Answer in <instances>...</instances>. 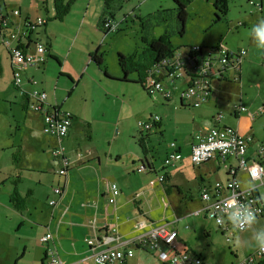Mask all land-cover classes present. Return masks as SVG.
<instances>
[{
	"label": "rangeland",
	"instance_id": "obj_1",
	"mask_svg": "<svg viewBox=\"0 0 264 264\" xmlns=\"http://www.w3.org/2000/svg\"><path fill=\"white\" fill-rule=\"evenodd\" d=\"M213 2L214 0H190L186 5L187 17L182 35L178 33L176 6L173 0H129L123 1L121 8L113 3L111 11L116 15L115 23L118 24V30L110 31L105 35L101 25L97 27L101 40L110 35L105 44L97 50L102 57L100 70L90 61L91 66L88 69L85 66V58L89 60L87 48L91 47V42L95 43L91 52L94 53L101 42L95 38L96 34L85 32V29L80 32L73 48L76 61L72 62L68 59L63 67L67 52L71 50L73 38L79 31L73 24L78 16L74 14L73 18L71 16L61 21L53 19L51 0H48V13L43 12V15L46 17L48 15L50 18L47 24L56 25V28L47 31V35L43 33V29L33 35V39H37L45 47V62L36 66L38 73L33 76L34 81L38 87L40 85L48 87L49 94H56L61 104L60 110L68 112L71 119L83 122L79 131L73 133V139H70L69 144L64 143V147L67 148L66 153L70 145L83 154H91L94 157L93 167L85 177L92 180L96 178L98 189L105 195L108 192V197L110 184H115L119 190L116 204L123 200L120 189L134 195L135 198L141 197L144 210L148 212L151 209V219L160 223L171 221L178 213L177 206L172 198L161 197L163 191L160 186L154 189L148 187L146 181L154 180L153 174L138 173L136 170L141 165V161L145 163L149 161L159 167L165 147H169L171 142H176L173 134L178 133L184 137L189 133V114L187 111L176 113L172 108L166 113V110H162L160 102L155 101L159 99L158 95L149 96L138 83L106 79L103 70L105 66L110 71L112 67H117L119 70L115 49H119L124 55L140 52L146 47L144 42L147 43L164 34L168 35L172 47L180 51L196 44L207 47L222 45L231 51L243 48L247 50V58L241 63L242 71L239 72L241 84L223 83L224 99L228 101L229 107L238 103L239 98H243V106L247 107L250 104L257 109L259 107L264 109V106H261L264 105L262 59L264 50L257 48L249 36L251 25L259 17H264V0H227V12L217 21ZM123 15L126 21L123 20ZM1 54L5 64L2 48H0ZM78 68L83 70L84 79L76 86L75 80L64 73L72 74V69L77 72ZM128 77L130 80H135L136 74L131 73ZM10 82V74L4 68V72L0 74V201L5 199L9 184L13 185L10 180H15L19 176L20 189L33 190L31 202L43 206L46 202V190L54 186L55 180L50 178L51 171L58 165L51 153L53 148L51 145H54V142H51L52 137L43 133L38 113L23 108L21 98L9 84ZM172 99L174 102L175 99L173 97ZM168 103L164 104L168 105ZM150 114L161 116L163 123L166 124L165 134L161 135L155 129L147 132L138 127V123L146 122ZM263 114L264 112L254 120L253 135L264 143ZM139 139L145 142L147 152H142ZM73 156L74 154L71 158L75 160ZM3 180L5 181L2 182ZM137 188L139 190L144 188V193L135 191ZM126 196L128 194L124 197ZM103 200L101 205L106 207V200ZM68 207L69 205L66 204L63 209L68 210ZM186 207L192 211L198 207V201L195 199ZM182 210L183 208L180 207L179 211ZM4 214L5 211L0 205V217ZM106 216V214H94V218L104 219ZM188 218L185 223H188L190 229L199 227L191 215ZM32 221L38 223L36 218ZM24 225V228H33V225L27 222ZM25 234L15 230L12 232V229L7 231V235L12 237L13 241L19 240V237H24ZM210 234L211 237L207 241L211 243L210 249L213 250L212 259L215 260V264L235 263L243 256L242 250H239L234 240L225 243L217 230H212ZM27 238L38 243L37 237L27 235ZM224 257L225 261L220 260Z\"/></svg>",
	"mask_w": 264,
	"mask_h": 264
},
{
	"label": "crops",
	"instance_id": "obj_2",
	"mask_svg": "<svg viewBox=\"0 0 264 264\" xmlns=\"http://www.w3.org/2000/svg\"><path fill=\"white\" fill-rule=\"evenodd\" d=\"M51 1L52 10L54 12V0ZM104 2L105 0H76L68 13L70 16L66 15V17L62 19L65 20L67 17L71 16L73 18L74 14H76L78 17L75 22L73 21V24H75L79 30L77 36L73 38L71 50L67 52L63 67L68 59L72 62L76 61L75 55H73V48L78 40L80 32L84 29L85 32L96 34L95 38L99 39V41L101 40L97 27L98 25H101V20L106 18V16L103 17ZM122 4L123 3H114L118 8H121ZM11 10H19V17L12 16L10 14ZM48 11V0H2L0 3V15L8 16L9 20L15 27L21 26L25 20H31L36 16L45 17L48 20L50 17L48 15L47 17L43 15V12L47 14ZM124 17L125 15H123V20L126 21V18ZM110 20L115 28L114 30L106 29V31H104L105 35L110 31L118 30V24L115 23L117 21L116 15L114 13L113 18ZM54 28H56V25L51 26L46 24L43 28V33L46 34L47 31H51ZM101 29L104 30L102 27ZM109 38L110 35L103 38L94 53L91 52L95 43L91 42V47L87 48L89 60L85 58V66L87 69L91 66L89 61L92 62L90 56L95 53L99 54L97 52L98 48H101ZM0 48L3 49V57L5 61L4 64L1 54V73L4 72V68H6V71L10 74L11 82L9 84H11L14 91L21 98L23 108L26 109V101L22 90L30 91L36 89L45 92V107L60 110L61 104L58 102L56 94H49L48 87H44V85L38 87L37 84L35 86H30L27 83L29 78H33V76L37 75V65L45 62V54L39 57V61L36 65L22 70L21 89H16L12 84V71L15 66L10 59L6 47L0 44ZM28 51H31V49ZM115 52L116 54H118V52L123 54L119 49H115ZM246 58L247 52L245 59ZM104 70L110 77L120 78V72L117 67H112L110 71L108 67L105 66ZM241 71L242 67L240 66V73ZM82 73L83 70L78 68L77 72L75 69H72V74H64L75 80L74 84L77 86L84 79ZM241 80V76L239 77L237 71L233 70L226 71L222 78H213L209 85L211 92L210 98L197 108H192L184 102L183 105L181 104L180 96L184 88L188 85L187 80H178L173 84L167 82L166 86L171 91V98L169 100H164L158 96L159 99L155 100L160 102L162 110H166V113L172 108L176 113L187 111L189 114V133L184 137L180 136L178 133H174L173 138L176 142H171L174 144L175 148L182 153V159L173 167H164V157L168 151H170L169 147L166 146L159 167L152 162L146 161V173L153 174L155 176L154 180H156L159 175L165 176V181L163 183L155 182L154 185L151 186L149 185V182L154 180L149 179L146 181V184L150 189L160 186L163 191L161 197L165 199H173L174 204L177 206L178 213L173 216L171 221H163L160 223L158 220L155 221L151 219L150 216L152 211L151 209H149L148 212L144 210L141 197L135 198L134 195L126 193L127 191H124L123 189H120L123 194V200L120 203L115 204V206H107V204L106 207L103 206V204L101 205V202L104 201L103 199H105L107 203L108 192L107 195H105L103 191L98 189L97 182L95 181L96 178H93L92 180L85 177V174L90 172L91 167H93L92 163L94 162L92 160H94V157H92L91 154H83L69 145L67 153L70 155L66 153L68 157L70 156L69 159L71 158V155L77 152L81 153L82 157L77 160L70 159L71 165L68 168L66 175L60 176L55 172L57 165L55 170L53 169L51 171L52 177L50 176V178L51 180H55L53 181L54 186L46 190V202L43 206H38L31 202V196L34 194L32 193L33 190L26 189V191H22L20 186L17 185V193L20 197L24 198L25 201L24 211H17L13 207L11 199L14 186L9 184L5 199L0 201V205L5 211V214L0 217V264H4L5 262L8 264H46L47 251L52 248H55L62 264H94L93 256L97 252L109 248H116L124 251L127 249L132 250V257L127 259L123 264H159L158 260L151 254V252H149V249L141 244L139 236L149 228L161 226L165 223L172 224L173 227H175L178 233L179 243L185 245L191 253L200 256L203 259L204 264H215V260L212 259L214 257L213 250L210 249L211 243L207 240L211 237L210 233L212 230H217L219 236L223 238V241H225V236L213 221L206 218L203 212L206 203L201 200L200 193L204 188L211 187L215 182L225 183L231 176L229 170L225 168L220 159L219 161L207 162L196 166L189 161L188 156L190 146L193 143V136L197 133H202V135H204L214 126L233 128L239 131L242 135H250L254 137L253 123L255 118L260 117L264 112L263 107L257 109L250 104L245 107L242 104L243 98H239L238 103L231 104L229 107L228 101L224 99L225 91L222 87L223 83H240ZM172 97L175 99L174 102ZM164 103H168V105H165ZM234 105L243 106L245 111L238 113L234 112ZM218 113L222 114V118L216 121L214 116ZM38 116L40 125L42 126V117L40 114H38ZM150 116L151 114L149 117ZM158 116L160 117L158 124L150 131L155 129L156 132L158 131L162 135L165 134L166 124L163 123L161 116ZM79 121L74 118L71 119L68 134L62 142L63 146L65 142L66 144H69L70 139H73L74 132L79 131V128L81 127L80 125L83 123ZM254 140L263 143L258 141L255 137ZM51 142H54V145L52 144L51 147L56 146L57 143L54 138H51ZM64 148L66 152V146ZM250 155L251 148H248L247 157H250ZM225 164L228 169L236 170L235 177L243 189L250 188L254 185L244 171L237 170L236 162L233 158H228L225 161ZM47 180L49 181L48 178ZM4 181L5 180L2 182ZM11 182H13V180H10V183ZM143 184H145V182H143ZM55 188H60L61 193L59 195L54 194L53 191ZM139 188L135 189V191L139 190ZM158 189L159 188H157V190ZM139 191L143 194L144 188ZM257 193L264 206V192L262 188H258ZM127 194L128 196L124 197ZM195 199L198 201V207L192 211L187 209L186 206L191 205ZM52 200L55 202L54 206L48 205V202ZM66 204L69 205L68 210L63 209V206ZM180 207L183 208L182 211H179ZM94 214H106L107 216L104 219L100 217L94 218ZM190 215L195 219V223L199 224V227L195 226V228L190 229L188 223H185V220L189 219L188 217ZM34 218H36L38 223H33L32 219ZM26 222L33 225V228H24V223ZM136 224H139L142 227L134 229ZM113 227L115 228L116 233L110 231ZM261 227H264V216L258 218L248 230L236 232L234 234L232 240L238 244L239 250H242L243 254L238 261H240L242 257L252 254L257 250L253 245L251 237L253 232ZM10 229H12V232L15 230L19 233L25 232L26 234L24 237H19V240L13 241V238L7 235V231ZM47 233L52 234L53 243L48 245L40 244L39 238ZM27 235H31L33 238L37 237L38 243L36 244L34 240L32 242V240L27 238ZM4 239L5 241H3ZM199 239H202V241ZM86 240L91 242V245ZM225 243L227 242L225 241ZM220 260L225 261V257ZM263 260L264 256L259 259L258 262ZM238 261L230 264H237Z\"/></svg>",
	"mask_w": 264,
	"mask_h": 264
},
{
	"label": "built area",
	"instance_id": "obj_3",
	"mask_svg": "<svg viewBox=\"0 0 264 264\" xmlns=\"http://www.w3.org/2000/svg\"><path fill=\"white\" fill-rule=\"evenodd\" d=\"M10 14L19 17V10H11ZM47 18L36 16L31 20H25L19 27H15L8 16L0 15V44L5 46L15 68L12 71V84L16 89H21V73L27 67L38 63L39 57L44 54L45 47L33 35L47 24ZM104 29L114 30L115 26L110 21L103 25ZM201 45L185 47L182 51L176 50L167 61V68L156 67L152 75L143 83V87L149 96H160L164 100L171 98V91L167 88L165 81L175 83L178 80H187L188 85L181 93L180 101L187 103L192 108L199 107L206 102L211 95L210 81L213 78H222L226 71H239L242 61L246 57L245 49L231 51L222 45L200 48ZM31 49V51H28ZM206 50V52H204ZM264 61V58H262ZM161 77V78H160ZM27 83L35 86L33 78H29ZM26 109L38 113L42 117V131L45 135L56 140V146L52 148V156L58 165L56 173L60 176L66 175L70 167V160L62 144L68 134L71 125V115L59 109L45 107L46 94L40 90L24 91ZM234 112H243L245 108L240 105L233 106ZM218 121L222 114L215 116ZM160 120L158 115H151L146 122H139L138 127L144 131H150ZM248 148H251V155L247 157ZM168 153L164 157L163 166L173 167L182 159V153L175 148L173 143L169 144ZM82 157L81 153H75V160ZM189 161L193 165H200L207 162H223L225 168L229 170L230 178L225 183L215 182L211 187L204 188L200 193V198L206 203L203 212L207 219L214 222L221 233L225 236V241L229 243L236 232L248 230L253 224L242 228L234 227L226 216L225 204L229 200H237L246 204L255 213V221L264 216V206L258 197L257 189L262 188L264 192V144L256 142L253 136L242 135L239 131L229 127L210 128L206 134L197 133L193 136V143L189 150ZM233 158L236 162L237 170L244 171L249 180L254 185L243 189L235 177L236 170L228 169L225 161ZM143 173L145 170L139 166L136 170ZM164 175H159L156 180L150 181L149 185L155 182L163 183ZM110 196L107 204L115 206L119 190L115 184L109 186ZM54 194L61 193L60 188L54 189ZM55 202L49 201L48 205L54 206ZM223 217V221L217 223L218 218ZM106 227V226H105ZM142 226L136 224L134 229ZM112 233H116L115 228H111ZM141 244L149 249V252L158 260L159 264H204L203 259L191 253L188 248L178 241V233L172 224L165 223L161 226L151 227L139 236ZM90 245L91 242L86 240ZM40 244L53 243V236L47 233L39 238ZM131 249L126 251L109 248L97 252L93 256L94 264H123L131 258ZM264 256V251L257 250L243 257L237 264H256ZM46 264H62L55 248L49 249L46 255Z\"/></svg>",
	"mask_w": 264,
	"mask_h": 264
},
{
	"label": "trees",
	"instance_id": "obj_4",
	"mask_svg": "<svg viewBox=\"0 0 264 264\" xmlns=\"http://www.w3.org/2000/svg\"><path fill=\"white\" fill-rule=\"evenodd\" d=\"M76 0H54V16L53 19L61 21L70 11L71 6ZM123 1H129V0H105L104 2V11H103V17L106 16V18L102 19L100 24L101 27L104 29L103 25L105 22L108 21L107 18L112 19L113 18V12L111 11V5L113 3L121 4ZM175 3V12H176V19H177V27H178V33L182 35L184 31V24L186 21V5L190 2V0H173ZM213 8H214V16L217 20H220L227 12V0H214L213 2ZM106 31V29H104ZM145 48L142 49L140 52H133L128 55H124L121 53H118L116 55V63L119 67L121 77L120 78H112L110 77L105 70H103V73L105 75L106 79H111L118 82H133L138 83L143 87V83L145 80L150 77L152 74V71L156 67H163L167 68V61L172 57L174 52H176V49L172 47L169 37L167 34L161 35L160 37L156 39H151L149 42H144ZM202 46L200 48L204 49ZM264 58V57H263ZM91 61L99 68L102 67V58L101 55L95 53L90 56ZM237 71L238 76L240 72V67ZM1 73V69H0ZM131 73L136 74L135 80H130L129 75ZM182 104V103H181ZM183 105V104H182ZM139 146L142 149V152H147L145 142L143 139H139ZM144 168V172L147 170L146 163L144 161H141V165ZM19 176L16 177L15 180H13V191L11 195L12 199V205L17 211H24L25 209V201L24 198L20 197L17 193V185L19 183ZM257 264H264V260L261 262H258Z\"/></svg>",
	"mask_w": 264,
	"mask_h": 264
},
{
	"label": "clouds",
	"instance_id": "obj_5",
	"mask_svg": "<svg viewBox=\"0 0 264 264\" xmlns=\"http://www.w3.org/2000/svg\"><path fill=\"white\" fill-rule=\"evenodd\" d=\"M249 36L255 46L264 50V17H259L249 29ZM227 220L234 226L242 228L255 223V213L246 204L237 200H229L225 204ZM223 221V217L218 218L217 223ZM253 245L264 251V227H261L252 234Z\"/></svg>",
	"mask_w": 264,
	"mask_h": 264
},
{
	"label": "water",
	"instance_id": "obj_6",
	"mask_svg": "<svg viewBox=\"0 0 264 264\" xmlns=\"http://www.w3.org/2000/svg\"><path fill=\"white\" fill-rule=\"evenodd\" d=\"M161 78V77H160Z\"/></svg>",
	"mask_w": 264,
	"mask_h": 264
}]
</instances>
